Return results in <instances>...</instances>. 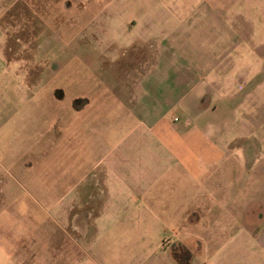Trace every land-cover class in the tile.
Instances as JSON below:
<instances>
[{
    "label": "rangeland",
    "instance_id": "374dc122",
    "mask_svg": "<svg viewBox=\"0 0 264 264\" xmlns=\"http://www.w3.org/2000/svg\"><path fill=\"white\" fill-rule=\"evenodd\" d=\"M250 16L259 47L264 0H0V100L59 140L1 201L0 264H168L178 233L209 241L181 263L264 264V109L230 99L264 68L232 52Z\"/></svg>",
    "mask_w": 264,
    "mask_h": 264
},
{
    "label": "crops",
    "instance_id": "0c3cea01",
    "mask_svg": "<svg viewBox=\"0 0 264 264\" xmlns=\"http://www.w3.org/2000/svg\"><path fill=\"white\" fill-rule=\"evenodd\" d=\"M215 14H216V11L212 13V16ZM253 24L254 23H253L251 16L247 17L245 20L244 27L246 28L249 25V31L248 33L246 31L244 32V39L242 40V43L235 45L232 52H234V55H237L241 53V51L243 50L245 54L244 60H247V58L254 57L256 59L257 58L261 59V61L263 62L264 61V39L262 38L261 41L257 42L259 43V47L258 45L254 47L253 27L255 26ZM232 27L236 29L237 22H234L232 24ZM239 27H242V26L239 25ZM206 28L209 29L210 35L209 36L205 35L203 37L201 36L202 39L197 41V43L199 42H202L205 44L218 43L219 40L217 38L220 37L219 28H221L220 21H213V22L209 21V23H207L206 25ZM215 31L216 33H219V34H215ZM238 33H241V32L240 31L236 32L235 30L234 32H232V35L236 37ZM247 35H249V37H247ZM242 46L244 48H242ZM214 52H215V48H213L212 52L208 51V54H212ZM0 53L3 54L2 48L0 49ZM210 57H215V56L210 55ZM237 59H242V58L238 57ZM1 64H3V62ZM244 76H245V80H244L243 87L244 89H246L245 95L243 98H241V95H240L241 93H237L240 91L234 90V94L230 97V99L234 98V100L232 101L234 102L233 106H239L240 105L239 103H243V102L245 103L250 102V104L252 102V105L255 104V107L257 108V110L262 112V109H264V78H263L264 68L262 67L259 71L257 68L245 69ZM258 76L261 77V80L258 81L256 84H252L253 78L258 77ZM238 98H241V99L237 100ZM29 108L31 109L30 111H29ZM262 115L264 114L261 113V116ZM199 118L200 120L202 119L206 120L205 116L199 117ZM247 120L248 119H246V122H248ZM108 121L109 119H107V122ZM136 121H137V118L135 122ZM135 122H134V125H135ZM51 125H53V123L51 122L46 123L45 121L43 103L40 104L39 106L38 104L26 105L25 103L22 104V103H15V102H8V101L0 100V157H1L2 163L4 164L3 165L0 162V202L4 198L7 199V197L9 196L10 192L8 191V189L11 188V182H15V184L17 185H22L30 181L29 179L33 177L30 175V173L35 171L34 161L39 160V159L41 160V158L45 154L48 155L50 153L51 154L54 153L52 155L53 157L56 154L55 147H57V149L59 148V140L54 137L53 138L48 137L47 136L48 131L45 130L46 126L50 128ZM121 129L123 131L124 127L118 126L117 131H113L114 130L113 129L111 133H109L108 130H106L105 132H102L100 134V145L99 146L97 145L98 147L97 148L95 147V148L99 150L101 153H106L105 155L108 156L109 151L115 149L116 146L119 144L118 143L120 139L119 131ZM216 135L218 136L220 135L219 131L216 132ZM214 136H215V133H214ZM253 139L254 137H252V140ZM110 141L112 143L111 146H110ZM51 147H52V152L50 151ZM69 147H71L70 143H69ZM253 151H254V148L250 146L244 150L237 151L235 153L238 156L240 163H242L243 166L245 167L248 166L247 168H249L250 172L253 169L254 161L255 163H257L256 159L253 161L251 158L252 156H256V155H253L254 154ZM105 171L107 172V169H105ZM92 172L93 171L90 170L89 173H92ZM103 173L104 171L101 172L100 180L102 178ZM98 182H99V185L101 186L100 181ZM74 186L76 187V184ZM89 197L92 198V195L87 197L88 200H90ZM4 202L5 201L1 202L0 205L4 204ZM209 210L211 211L212 216L214 217L213 213H215L216 210L214 209H209ZM188 217L189 216L187 215V219ZM177 235L178 236L176 237L175 242L180 241L181 243L186 245L190 250L196 252L195 256H197L200 253L202 248L205 250L204 242L206 243L207 241V244H209V241L206 239V237L208 236L204 237L205 235L200 236L201 238L198 236L197 237H194V236L183 237V235L179 233ZM211 244H213V241ZM170 245L171 244H169L168 252L167 251H166L167 253L165 252L168 256V264H176L169 254ZM194 261L195 259L192 260L190 264H193Z\"/></svg>",
    "mask_w": 264,
    "mask_h": 264
},
{
    "label": "flooded vegetation",
    "instance_id": "af4514ba",
    "mask_svg": "<svg viewBox=\"0 0 264 264\" xmlns=\"http://www.w3.org/2000/svg\"><path fill=\"white\" fill-rule=\"evenodd\" d=\"M81 104V103H80ZM180 251L185 252L186 257L184 258L185 260H188V254L195 256L196 252L190 250L186 245H184L183 243H181L180 241L173 243L170 248H169V254L171 256V258L173 259V261L176 264H185V263H181L177 257L175 258V254L179 253ZM186 264H190L189 262H187Z\"/></svg>",
    "mask_w": 264,
    "mask_h": 264
}]
</instances>
